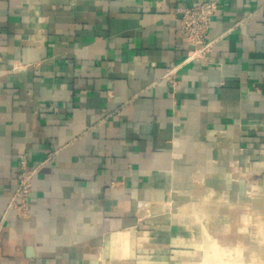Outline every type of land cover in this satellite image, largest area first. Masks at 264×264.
I'll return each mask as SVG.
<instances>
[{
	"label": "crops",
	"instance_id": "0c3cea01",
	"mask_svg": "<svg viewBox=\"0 0 264 264\" xmlns=\"http://www.w3.org/2000/svg\"><path fill=\"white\" fill-rule=\"evenodd\" d=\"M207 1L0 0V264H264V0L184 63Z\"/></svg>",
	"mask_w": 264,
	"mask_h": 264
},
{
	"label": "built area",
	"instance_id": "2783aa9c",
	"mask_svg": "<svg viewBox=\"0 0 264 264\" xmlns=\"http://www.w3.org/2000/svg\"><path fill=\"white\" fill-rule=\"evenodd\" d=\"M215 11L216 4L212 0L182 10L181 28L192 46L184 63L197 60L210 50L211 42L208 40V31ZM178 69L179 66L172 69L169 75L174 74ZM19 163L18 187L10 201L9 209L16 211L19 216L26 217L30 213L29 195L35 173L28 169L25 156L20 157Z\"/></svg>",
	"mask_w": 264,
	"mask_h": 264
}]
</instances>
